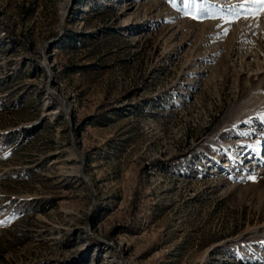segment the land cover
Wrapping results in <instances>:
<instances>
[{
	"label": "rangeland",
	"instance_id": "374dc122",
	"mask_svg": "<svg viewBox=\"0 0 264 264\" xmlns=\"http://www.w3.org/2000/svg\"><path fill=\"white\" fill-rule=\"evenodd\" d=\"M235 3L0 0V264H264V13Z\"/></svg>",
	"mask_w": 264,
	"mask_h": 264
},
{
	"label": "snow or ice",
	"instance_id": "6c2138e0",
	"mask_svg": "<svg viewBox=\"0 0 264 264\" xmlns=\"http://www.w3.org/2000/svg\"><path fill=\"white\" fill-rule=\"evenodd\" d=\"M169 2L175 3V0H169ZM207 2L208 0H184V8H192V11H185V15L195 20L204 19L208 15V12L203 5ZM224 7L227 9L229 23L238 21L241 16H243L244 19L252 18L255 22V26L259 27L258 21L260 15L264 13V0H239V3L227 4ZM227 33L228 29H225L224 34L227 35ZM249 179L255 180V177L250 176ZM2 223H4V221H0V224Z\"/></svg>",
	"mask_w": 264,
	"mask_h": 264
}]
</instances>
